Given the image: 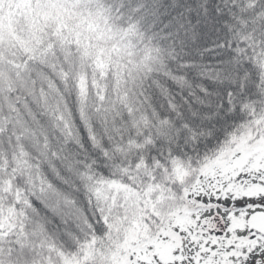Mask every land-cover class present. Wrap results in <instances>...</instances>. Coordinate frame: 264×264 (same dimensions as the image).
Segmentation results:
<instances>
[{"label":"snow or ice","instance_id":"obj_1","mask_svg":"<svg viewBox=\"0 0 264 264\" xmlns=\"http://www.w3.org/2000/svg\"><path fill=\"white\" fill-rule=\"evenodd\" d=\"M0 264H264V0H0Z\"/></svg>","mask_w":264,"mask_h":264}]
</instances>
